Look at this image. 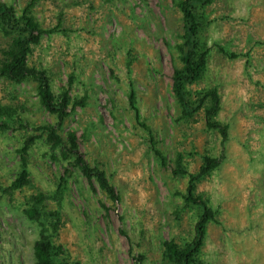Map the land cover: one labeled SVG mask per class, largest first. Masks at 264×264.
<instances>
[{
  "label": "rangeland",
  "instance_id": "374dc122",
  "mask_svg": "<svg viewBox=\"0 0 264 264\" xmlns=\"http://www.w3.org/2000/svg\"><path fill=\"white\" fill-rule=\"evenodd\" d=\"M19 12L26 0H2ZM204 30L208 72L195 86H216L222 97L219 117L229 125L223 150L218 135L205 131L203 118L179 120L172 91L171 48L181 41L182 13L173 0H40L35 14L43 27L59 16L66 32L46 34L29 56L45 68L58 93L72 74L73 97L86 96L64 122L74 129L80 151L104 169L120 196L110 210L101 206L102 192L72 169L62 201H46L58 209L61 225L53 237L64 252L56 264H161L162 242L194 237L198 210L184 206L187 178L175 176L173 159L185 154L190 171L198 169L207 150L224 158L198 184V192L216 210L203 239V264H264V0H217L208 8ZM8 41L0 33V48ZM238 54L229 58L214 44ZM240 55V56H239ZM133 59L131 71L126 62ZM130 81L136 89L141 118L130 108ZM0 102L24 106L34 125L56 119L38 101L34 82L14 84L0 77ZM145 123L169 158L161 166L150 149ZM21 131L0 133V180L8 185L19 170ZM65 167H71L66 161ZM32 185L0 191V264H34L39 226L23 209L29 195L53 193L64 174L49 146L38 139L30 152Z\"/></svg>",
  "mask_w": 264,
  "mask_h": 264
},
{
  "label": "trees",
  "instance_id": "16d2710c",
  "mask_svg": "<svg viewBox=\"0 0 264 264\" xmlns=\"http://www.w3.org/2000/svg\"><path fill=\"white\" fill-rule=\"evenodd\" d=\"M182 13L183 33L181 41L171 46L177 52L171 54L173 61L172 91L179 109V120L198 121L197 115L203 118L204 129L219 136L223 150L229 139V125L222 121L219 114L222 109V97L216 86L196 88L195 86L208 72L209 55L212 47L208 45L204 30L208 24L206 8L217 0H173ZM40 0H26L18 12L13 4L0 0V33L8 39L0 48V77L14 84L34 82L38 101L56 119L55 122H44L34 125L24 117V106L20 104H5L0 102V133L21 131L23 142L17 149L19 156V170L15 178L4 185L0 180V191L11 194L32 185L29 169L30 152L38 139L43 138L49 146L52 158L61 162L64 174L53 193L38 191L26 197L23 212L28 219L39 226L38 238L34 242V264H56L59 254L64 252L61 245H56L53 237L61 225V213L58 209L46 208L48 199L62 201L69 190L70 179L73 177L72 169L76 168L95 190V182L102 192L101 206L109 212L111 206L120 201L119 193L111 182L106 171L97 165L90 164L80 151L79 137L74 129L62 133L65 120L75 112L78 106H85L86 96L73 97L71 90L74 76L62 86L58 93L52 88V79L45 68H38L29 63V56L35 46L39 45L46 34L66 32L61 29L63 22L59 16L53 27H43L35 14V8ZM217 50L229 58H236L238 54L228 51L223 45L216 43ZM240 56V55H239ZM133 59L128 58L126 65L131 71ZM130 81L128 100L130 108L134 111L137 120L141 118L140 107L137 102L136 89ZM149 132L150 149L161 166H168L169 158L165 151L157 146L151 129L140 122ZM224 158V151L215 156L207 150L201 155V163L197 170L190 171L186 164L185 154L177 152L173 162V174L187 178L184 192H180L184 206L198 210V218L194 226V237L181 242L171 238L162 242L161 264H203L201 254L206 226L214 221L216 210L198 192V184L209 177L219 168ZM66 161L71 167H65ZM200 182V183H199ZM135 264H144V254L134 256ZM76 264H82L76 262Z\"/></svg>",
  "mask_w": 264,
  "mask_h": 264
}]
</instances>
